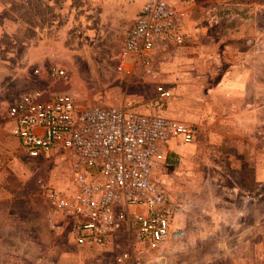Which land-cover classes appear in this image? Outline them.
Returning a JSON list of instances; mask_svg holds the SVG:
<instances>
[{
    "label": "rangeland",
    "instance_id": "374dc122",
    "mask_svg": "<svg viewBox=\"0 0 264 264\" xmlns=\"http://www.w3.org/2000/svg\"><path fill=\"white\" fill-rule=\"evenodd\" d=\"M145 1L0 0V96L40 88L69 93L81 106L157 109L160 102L161 115L193 124L197 137L166 152L184 236L149 251L143 264H264V0H219L224 17H249L237 29L250 38L229 39L241 51L224 53L220 23L210 37L205 22L194 20L200 31L187 25L182 44L171 39L155 51L156 76L142 64L131 74L118 69ZM197 7L209 17L216 4L198 0ZM227 25L222 31L232 35ZM56 65L64 76L50 74ZM159 85L171 90L163 101ZM0 153V264H132L117 260L129 248L126 233L98 247L49 233L47 191L72 186L64 150L32 157L9 132L0 134ZM57 238L62 243L51 244Z\"/></svg>",
    "mask_w": 264,
    "mask_h": 264
},
{
    "label": "built area",
    "instance_id": "2783aa9c",
    "mask_svg": "<svg viewBox=\"0 0 264 264\" xmlns=\"http://www.w3.org/2000/svg\"><path fill=\"white\" fill-rule=\"evenodd\" d=\"M187 25V6L146 0L125 34L118 69L131 74L142 64L156 76L155 51L171 39L182 44ZM50 74L66 73L56 65ZM158 91L160 100L171 96L163 85ZM156 107L161 110L163 105L158 102ZM6 132L32 157L58 148L71 159L72 186L47 191L48 221L56 236L69 235L81 247H98L126 233L129 248L117 260L143 264L149 251L183 235L175 218L184 207L171 200L163 173L167 149L174 142L195 141L193 124L126 106H81L69 93L49 95L31 88L17 97L0 96V134Z\"/></svg>",
    "mask_w": 264,
    "mask_h": 264
},
{
    "label": "crops",
    "instance_id": "0c3cea01",
    "mask_svg": "<svg viewBox=\"0 0 264 264\" xmlns=\"http://www.w3.org/2000/svg\"><path fill=\"white\" fill-rule=\"evenodd\" d=\"M174 3H176V4H178L179 6H181V7H185V6H187V8H188V26L190 27V28H192L193 27V29H192V33L194 34V32H197V31H200V29H199V24L200 23H195V21H198V22H201V21H204L205 22V28H203V35H204V33L206 34V35H210V37H213L212 35H211V33L214 31V27L215 26H213V25H217L218 23H220L221 25H220V30H219V32L216 34V35H220L219 37H220V39L222 40V43H224L225 44V50H224V53L225 52H227V51H230V49L232 48L234 51L235 50H238L239 49V51H241V49L239 48V46L238 45H236V48L237 49H235L234 48V43L233 42H230L229 43V39H230V41L231 40H233V39H236V40H242V39H244V40H246L245 38H250L246 33H244L243 32V30L242 29H237V28H239V27H237V26H239V24L241 25V23L243 22V21H245V20H247V18H249V17H224V13H225V10L223 9V7L220 5V1L219 0H208V1H210L212 4H216V8L215 9H213V13H214V15H211V16H209V17H205L204 15H205V12H203V14H202V17H200V14L198 13V0H172ZM143 7V6H142ZM196 16H199V17H196ZM195 20V21H194ZM191 21H194V24L193 23H191ZM231 22H238V24H236V25H234V24H231ZM189 23H191V24H189ZM224 24H225V27H226V24H230L229 26L227 25V29L228 28H230V27H233L234 28V30H232L233 31V34L232 35H227L228 34V31H227V34H225V33H223L224 31H222V29L224 30L225 28H224ZM198 25V26H197ZM196 27V28H195ZM210 28V29H209ZM226 29V30H227ZM189 30V29H188ZM232 31H230L229 33H231ZM202 32V31H201ZM223 33V34H222ZM214 34V33H213ZM222 34V35H221ZM245 34V35H244ZM200 35V34H199ZM215 34H214V36H216ZM198 36V35H197ZM200 44H201V42H200ZM197 46H199V44L197 45ZM231 47V48H230ZM200 46H199V48H198V50L200 51ZM164 49V48H163ZM205 53H210V51L207 49L206 50V52ZM166 88V87H165ZM167 89H169V88H167ZM160 99V98H159ZM167 99V98H166ZM163 100H165V99H163ZM162 100V101H163ZM132 108V107H131ZM133 109H135V110H137V111H140V112H144V113H161V110H158V109H156L154 106H148V105H144V106H142V105H140V106H138V107H136V108H133ZM2 134H9L8 132H6V133H2ZM167 158L168 157H166V163H167ZM167 179V178H166ZM166 179H165V173H163V183H164V186L167 188V190H168V184L166 183ZM169 191V190H168ZM170 193V192H169ZM170 196H171V193H170ZM2 197H3V193L1 194V197H0V200L2 199ZM171 200H173V201H177V200H175V199H173V197H171ZM180 215V214H179ZM46 222H47V225H48V231H49V233L51 234V233H53L52 231H51V228H50V225H49V221H48V214H47V216H46ZM177 225V224H176ZM51 236L52 237H54L52 234H51ZM183 236H184V233H183V235L181 236V237H178V238H176V237H172V238H170L167 242H165L164 244H162V248H163V246H165V245H167V243H169V242H174V241H177V240H179V239H181V238H183ZM177 239V240H176ZM53 243H51V244H53V245H55V244H58V242L59 243H62L61 241H60V238L58 239H55L54 241H52ZM86 247H90V246H86ZM160 247V248H161ZM159 248V249H160ZM149 257V258H148ZM147 258H146V262H150V259H151V257H150V255L148 256ZM159 259L160 258H163V256L161 257H158ZM162 260V259H161Z\"/></svg>",
    "mask_w": 264,
    "mask_h": 264
},
{
    "label": "trees",
    "instance_id": "16d2710c",
    "mask_svg": "<svg viewBox=\"0 0 264 264\" xmlns=\"http://www.w3.org/2000/svg\"><path fill=\"white\" fill-rule=\"evenodd\" d=\"M169 162H172V157H169Z\"/></svg>",
    "mask_w": 264,
    "mask_h": 264
}]
</instances>
